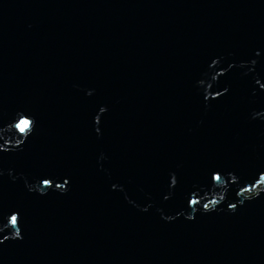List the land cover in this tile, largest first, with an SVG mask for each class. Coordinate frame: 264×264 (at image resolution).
<instances>
[{
  "label": "water",
  "instance_id": "water-1",
  "mask_svg": "<svg viewBox=\"0 0 264 264\" xmlns=\"http://www.w3.org/2000/svg\"><path fill=\"white\" fill-rule=\"evenodd\" d=\"M262 85L264 0H0V264H264Z\"/></svg>",
  "mask_w": 264,
  "mask_h": 264
},
{
  "label": "snow or ice",
  "instance_id": "snow-or-ice-1",
  "mask_svg": "<svg viewBox=\"0 0 264 264\" xmlns=\"http://www.w3.org/2000/svg\"><path fill=\"white\" fill-rule=\"evenodd\" d=\"M257 56H259V53H256ZM264 86V85H262ZM227 91V90H226ZM218 95L220 97H222L224 94L219 93L218 91ZM31 115V113L21 110L18 111L16 116L12 119L11 123H14V127L15 129L21 134V135H25L28 133H33L36 127V123H34V119H29L28 117ZM30 137V136H29ZM3 154V151L0 150V155ZM258 179L256 178L254 182L251 183V187L249 188H245L244 186L241 187L244 191H249L251 192L252 189L258 187L260 184L264 183V171H261L258 176ZM57 177L54 174H50V173H44L40 176L37 177L38 181H42L43 182V187L45 189L51 187L52 184L55 183ZM211 182L212 181H217L219 182L221 180V171L220 170H213L211 172V176H210ZM238 183V181H236ZM65 185H67L69 183V181L67 179L64 180ZM177 183L176 178H173L172 184L175 187ZM244 184H248V181H245ZM56 187L59 188L60 185L56 184ZM173 187V188H174ZM259 194H257L258 196ZM256 196V197H257ZM255 198V197H254ZM165 199H167V197H165ZM186 203H188V197H186ZM192 204H195L196 201H191ZM215 203V202H213ZM229 208L235 210V208L237 207V205L235 204H229L228 206ZM205 210H208V205L205 204L204 205ZM17 213H20V209L17 207H12L9 209H0V220H2L3 223H9L12 226L17 227V234H16V240L21 239V230H20V221L22 218V213L20 214V216L18 217ZM5 240H7V237L5 236L4 239H0V245L4 244Z\"/></svg>",
  "mask_w": 264,
  "mask_h": 264
},
{
  "label": "clouds",
  "instance_id": "clouds-1",
  "mask_svg": "<svg viewBox=\"0 0 264 264\" xmlns=\"http://www.w3.org/2000/svg\"><path fill=\"white\" fill-rule=\"evenodd\" d=\"M211 73H210V71L208 70V73L206 74L207 75V77L210 75Z\"/></svg>",
  "mask_w": 264,
  "mask_h": 264
}]
</instances>
